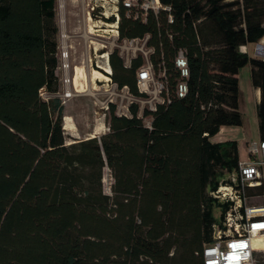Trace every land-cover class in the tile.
Returning a JSON list of instances; mask_svg holds the SVG:
<instances>
[{
	"label": "trees",
	"instance_id": "1",
	"mask_svg": "<svg viewBox=\"0 0 264 264\" xmlns=\"http://www.w3.org/2000/svg\"><path fill=\"white\" fill-rule=\"evenodd\" d=\"M161 1L170 9L145 19L122 7L119 23L120 40L147 39L160 73L163 100L143 112L151 125L137 101L129 114L110 102L108 132L68 144L57 0H0V264H204L228 207L210 192L241 159L236 139L212 137L243 123L245 66L259 90L264 139V59L242 50L264 37V0ZM146 61L139 53L126 63L112 51L118 88L146 96L138 82ZM105 166L112 194L103 189Z\"/></svg>",
	"mask_w": 264,
	"mask_h": 264
},
{
	"label": "rangeland",
	"instance_id": "2",
	"mask_svg": "<svg viewBox=\"0 0 264 264\" xmlns=\"http://www.w3.org/2000/svg\"><path fill=\"white\" fill-rule=\"evenodd\" d=\"M88 0H57V14L55 21L59 26L57 39L59 41V68L57 72L60 77V97L64 100V128L66 142L89 137H100L108 132V110L110 102L117 104L119 113H128V106L132 101L140 105L139 115L143 117L146 125H151V116H143L146 108H152L158 102V96L154 93H146V96L136 98L127 89L116 88L112 85H103L105 81L98 78L105 77L97 72L96 62L105 64L100 57L103 51H114L118 49L126 63L130 59L142 53L150 56L146 38H138L134 41H125L114 37L98 36L91 29L92 21L87 18ZM97 51H96V49ZM253 45L251 50L253 51ZM66 55V56H65ZM96 70V71H95ZM156 78L160 73L153 70ZM240 110L242 112V125L233 126L234 132H223L218 138H238L241 145V158L248 157L246 153V141H255L259 138L257 121V90L253 86L251 70L245 66L240 70ZM66 94H70L69 97ZM231 133V134H229ZM74 136V137H73ZM248 143V142H247ZM114 182L111 170L108 166L104 168L103 189L107 194H112ZM257 200V198H254ZM262 201L264 199L259 198ZM217 216L220 209H216Z\"/></svg>",
	"mask_w": 264,
	"mask_h": 264
},
{
	"label": "built area",
	"instance_id": "3",
	"mask_svg": "<svg viewBox=\"0 0 264 264\" xmlns=\"http://www.w3.org/2000/svg\"><path fill=\"white\" fill-rule=\"evenodd\" d=\"M122 7L126 9L127 15L142 19L147 18L149 11L158 14L162 9H170L161 0H88L87 18L92 21V32L98 36L118 39ZM134 40L125 39L131 42ZM242 50L250 56L264 59V37L252 44L243 45ZM110 53L106 50L99 55L105 64L95 63L97 72L105 77L98 78V81H105L103 85L118 88L111 76ZM145 55L146 64L138 74L139 88L143 92L154 93L159 102L163 100L160 95L163 83L155 77L148 55ZM177 65L182 74L187 76V60L182 50L177 57ZM186 91L187 84L181 82L179 96H183ZM41 94L46 98L52 96L45 90ZM57 95L60 97V92ZM69 95L66 94L67 97ZM155 106L156 103L152 108ZM261 186H264V139L259 138L248 144V157L240 159L238 170L231 174L228 181L210 192L213 197L228 204V207L223 217L213 225V242L207 244L202 252L204 264H264V200H258L264 199V190L259 189Z\"/></svg>",
	"mask_w": 264,
	"mask_h": 264
},
{
	"label": "crops",
	"instance_id": "4",
	"mask_svg": "<svg viewBox=\"0 0 264 264\" xmlns=\"http://www.w3.org/2000/svg\"><path fill=\"white\" fill-rule=\"evenodd\" d=\"M256 89V88H255ZM257 90V96L259 97V90L258 89H256ZM236 128H234L233 126H222L221 127V129H220V131L215 135V136H218L219 134H222L224 131L225 132H234V130H235ZM229 134H231V133H229ZM215 136H213V137H215ZM74 137V136H73ZM213 137H212V140H214L213 139ZM260 138V137H259ZM258 138V139H259ZM227 139H233V138H230V137H225L224 139L223 138H218V139H216V140H214V141H224V140H227ZM237 141H238V143H239V150H240V152H241V145H240V140L238 139V138H235ZM258 139H256V140H258ZM248 142V143H247ZM250 142H252L251 140L249 141H246V145H245V147H246V153H248V144L250 143ZM240 158H241V153H240ZM241 159H243V158H241Z\"/></svg>",
	"mask_w": 264,
	"mask_h": 264
},
{
	"label": "bare ground",
	"instance_id": "5",
	"mask_svg": "<svg viewBox=\"0 0 264 264\" xmlns=\"http://www.w3.org/2000/svg\"><path fill=\"white\" fill-rule=\"evenodd\" d=\"M96 71V70H95ZM101 74V73H100Z\"/></svg>",
	"mask_w": 264,
	"mask_h": 264
}]
</instances>
